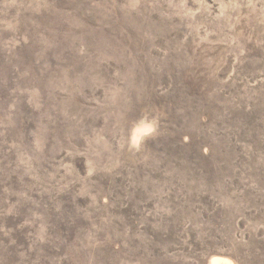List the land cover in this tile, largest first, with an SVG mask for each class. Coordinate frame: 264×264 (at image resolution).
<instances>
[{"label": "rangeland", "instance_id": "1", "mask_svg": "<svg viewBox=\"0 0 264 264\" xmlns=\"http://www.w3.org/2000/svg\"><path fill=\"white\" fill-rule=\"evenodd\" d=\"M216 257L264 264V0H0V264Z\"/></svg>", "mask_w": 264, "mask_h": 264}, {"label": "bare ground", "instance_id": "2", "mask_svg": "<svg viewBox=\"0 0 264 264\" xmlns=\"http://www.w3.org/2000/svg\"><path fill=\"white\" fill-rule=\"evenodd\" d=\"M151 125L148 124H140L139 126H136L132 132L130 137V142L133 147V149H137V145L140 141V139L143 137V135L148 132L151 129ZM208 264H237L233 259L228 257H216L209 261Z\"/></svg>", "mask_w": 264, "mask_h": 264}]
</instances>
